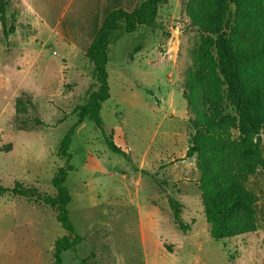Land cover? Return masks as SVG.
Segmentation results:
<instances>
[{"label":"rangeland","instance_id":"1","mask_svg":"<svg viewBox=\"0 0 264 264\" xmlns=\"http://www.w3.org/2000/svg\"><path fill=\"white\" fill-rule=\"evenodd\" d=\"M7 1L6 28L0 13V186L54 195L53 179L66 162L61 141L93 89L94 67L44 29L25 0ZM188 1L161 5L156 28L113 37L111 99L101 114L129 159L107 148L93 121L76 128L66 186L71 220L84 242L64 254L65 264H264V167L246 182L258 197L257 230L215 242L197 160L186 157L198 128L186 87L204 35L186 13ZM22 96L35 108H18ZM224 105L236 116L228 101ZM196 109L205 111L200 93ZM28 115L44 126H20ZM261 139L264 156V129ZM170 198L183 205L182 220L191 225L186 235L175 224ZM56 216L50 206L2 197L0 264H53L54 244L65 235Z\"/></svg>","mask_w":264,"mask_h":264},{"label":"trees","instance_id":"2","mask_svg":"<svg viewBox=\"0 0 264 264\" xmlns=\"http://www.w3.org/2000/svg\"><path fill=\"white\" fill-rule=\"evenodd\" d=\"M167 0H139L132 12L118 9L110 12L85 54L94 67L93 89L85 104L77 106V123L61 141L65 165L53 179L54 195L34 187L0 186V199L6 195L26 198L57 212V221L65 235L56 240L53 264H65L64 254L84 242L71 220L72 201L66 182L74 167L70 149L76 128L91 120L101 131L107 148L128 158L102 118L104 103L111 99L108 65L110 46L116 32L133 34L141 27L156 28L158 11ZM7 0H0L3 27L7 23ZM233 8V9H232ZM192 25L203 32L197 55L194 80L187 84L188 105L197 115L198 128L187 151L196 158L201 174L200 191L210 236L215 242L233 239L257 230L258 197L246 182L264 167L262 131L264 129V0H189L185 6ZM14 32V28L11 29ZM203 99L204 113L196 109L198 94ZM147 94L152 96L151 90ZM17 99V107L29 98ZM228 101L236 116L227 113ZM18 114L21 110L18 109ZM44 123L31 115L24 116L20 126ZM129 159V158H128ZM175 224L183 234L191 225L182 220L183 205L169 199Z\"/></svg>","mask_w":264,"mask_h":264},{"label":"crops","instance_id":"3","mask_svg":"<svg viewBox=\"0 0 264 264\" xmlns=\"http://www.w3.org/2000/svg\"><path fill=\"white\" fill-rule=\"evenodd\" d=\"M138 3L139 0H25L28 11L44 29L82 54L87 53L110 12H132ZM51 13L55 14L53 18H49Z\"/></svg>","mask_w":264,"mask_h":264}]
</instances>
